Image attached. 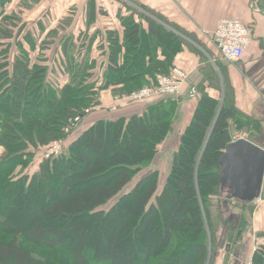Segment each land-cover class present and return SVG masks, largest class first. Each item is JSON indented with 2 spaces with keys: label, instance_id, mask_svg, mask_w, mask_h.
<instances>
[{
  "label": "trees",
  "instance_id": "16d2710c",
  "mask_svg": "<svg viewBox=\"0 0 264 264\" xmlns=\"http://www.w3.org/2000/svg\"><path fill=\"white\" fill-rule=\"evenodd\" d=\"M11 1L0 0V264H66L54 251L70 264H209L212 256L214 262L219 159L233 141L229 125L238 120L225 97L221 104L205 92L197 96L162 184L158 171L147 168L171 130L170 96L128 116L97 119L73 137L64 131L75 115L99 106L101 92L110 91L112 98L168 74L191 35L142 6L151 15L137 13L147 28L129 15L124 40L110 36L104 60L97 56L103 43L92 39L79 40V47V41H61L64 58L47 57L43 49L34 56L36 29L24 35L32 38L31 50L24 49L16 36L21 14L4 8ZM32 2L22 0L19 11ZM71 44L77 57L68 54ZM51 64L58 78L48 72ZM58 138L68 141L65 153L41 157L31 176L14 178L16 165L34 162ZM239 213L242 229L245 217ZM251 261L263 263L264 247Z\"/></svg>",
  "mask_w": 264,
  "mask_h": 264
},
{
  "label": "crops",
  "instance_id": "0c3cea01",
  "mask_svg": "<svg viewBox=\"0 0 264 264\" xmlns=\"http://www.w3.org/2000/svg\"><path fill=\"white\" fill-rule=\"evenodd\" d=\"M131 2L127 0H40L33 5L38 10L35 17L21 14L18 23L21 31L16 36L24 49L31 50L32 38L29 41V38H24V35L28 34L30 28H35L36 32L34 30L32 34H36L34 39L38 43L31 54L36 56L43 49L45 56L59 58L66 56L60 45L61 41L99 40L103 46L99 47L97 56H101L99 60H104L108 52V38L116 35L120 42L124 40L123 21L129 15H132L144 29L147 28V22L137 13L144 12L151 16L146 11L148 8L161 15L169 24L178 26L191 35L190 38L184 37L188 44L184 45L173 61L174 67L184 70L188 76L182 85L181 94L171 96L175 105L173 121L177 122V125L174 124L161 142L159 150H171L175 154L180 137L197 106V99L203 92L220 102L221 98L223 102L225 97L226 103L232 104L237 110V116L244 117L245 125L249 130V137L246 139L264 149V0H132ZM19 3L21 0H13L4 8L11 9L19 6ZM142 6L146 10L141 8ZM224 17L240 18L250 31V43L241 60L234 64L221 60L222 62L219 63L222 65L219 69L215 64V61L218 62L219 55L207 33L212 32L218 20ZM38 23L43 25L41 30ZM164 24L169 27L167 23ZM22 25H24L23 29ZM41 41H43L42 44H40ZM80 41L77 47L80 46ZM38 44L44 48H40ZM77 47L71 44L68 54L77 57ZM95 47L96 45L94 50ZM102 50H105L103 54ZM92 54L93 51H91ZM48 72L56 78L59 77V69L52 64ZM192 86L197 88L198 98L197 96L193 99L188 98L187 93ZM111 102L110 91L101 92L98 108L85 115L84 120L81 119L82 123L80 121L77 124L78 132L97 119H111L117 117L115 114L128 116L140 112L148 103L127 104L117 113L109 110ZM171 162L168 159L161 165L158 161H153L148 171H158L159 183L162 184L169 173ZM260 197L263 200L258 207L249 210L245 209L244 205L241 207L240 204L236 207L238 211L233 217V219H239V211H243V216L250 218V230L254 232V235L264 232V179ZM233 219L231 227L235 228V225H232ZM226 234V227H221L217 234L213 264H246L251 260L258 247L248 240L249 236H246L245 242L242 238L239 239L237 234L235 235L237 243L235 244L234 241L232 246H229L224 240ZM223 245L225 250H222ZM226 255L229 256L224 259Z\"/></svg>",
  "mask_w": 264,
  "mask_h": 264
},
{
  "label": "built area",
  "instance_id": "2783aa9c",
  "mask_svg": "<svg viewBox=\"0 0 264 264\" xmlns=\"http://www.w3.org/2000/svg\"><path fill=\"white\" fill-rule=\"evenodd\" d=\"M211 43L215 47L219 57L227 63H236L241 60L244 51L250 43V31L248 27L237 17H224L218 20L214 30L207 33ZM187 73L180 68H172L168 74H158L156 81L152 86H144L138 90L126 94H117L113 96V102L110 105V111L117 112L121 107L129 103H145L151 98L163 95L178 96L181 94L182 85L187 80ZM188 98L193 99L197 96V88L190 87L187 93ZM98 108V107H97ZM96 108V109H97ZM91 112V109L85 108L82 114L75 115L70 123L64 128L68 132L72 126L81 121L83 115ZM237 138L233 139L236 140ZM61 140L55 139L43 146L44 157L49 159L59 154L61 150ZM261 197L253 202L260 204ZM259 239V238H257ZM249 260L247 264H251ZM264 264V262L262 263Z\"/></svg>",
  "mask_w": 264,
  "mask_h": 264
},
{
  "label": "rangeland",
  "instance_id": "374dc122",
  "mask_svg": "<svg viewBox=\"0 0 264 264\" xmlns=\"http://www.w3.org/2000/svg\"><path fill=\"white\" fill-rule=\"evenodd\" d=\"M34 2H32V6L29 7V9H24V11H19V6H15L14 8H11L9 9V12L12 10V11H17L18 14H22L24 13L23 15H28V17H35L37 15V9L33 6L35 3H38L40 0H33ZM129 2H131L132 0H127ZM22 2V0H21ZM132 3V2H131ZM24 5L26 6H30L28 3H25ZM44 11V10H43ZM42 13V11H41ZM217 61L220 62L222 59L220 57H217ZM222 62V61H221ZM222 64V63H221ZM221 64L220 63H217V66H219V68H221ZM221 102H222V98H221ZM92 112V111H91ZM90 112V113H91ZM89 113V114H90ZM174 116V115H173ZM86 118V117H85ZM83 118V120L85 119ZM174 119V118H173ZM82 120V121H83ZM244 117L243 116H238V120L235 122V121H231L230 125H229V130H230V135H231V138L232 139H235V138H240V137H249V130L247 128V126L245 125V121H244ZM81 121V123H82ZM177 121V120H176ZM80 122V121H79ZM78 122V123H79ZM77 123V124H78ZM177 125V122H174L172 120V124H171V129L172 127ZM79 126V125H78ZM78 126L74 125L71 129H69L68 132H65V133H70V132H73L72 133V137L75 136V134L79 131L77 130ZM66 127V126H65ZM64 127V128H65ZM58 140H61L62 142V145H61V150L59 152L58 155H60L61 153H65L66 152V146H67V142L66 140H64L63 138H58ZM66 141V143H65ZM50 142V141H49ZM161 145V144H160ZM160 145L158 147V150H157V153L155 155V157L153 158V160L151 161V163L148 165V168L147 170L149 169V167L151 166L152 162L153 161H158L159 163L158 164H163V163H166L168 161V159L170 160V162L172 161L173 159V156H174V152H171L170 151H160L159 148H160ZM4 154H5V150L3 147H0V159L4 157ZM56 155V156H58ZM56 156H53L51 157L50 159L56 157ZM44 158L42 152L38 153L35 157V160H33L34 162H29L26 166L24 167H21L20 165L19 166H15V168L12 170L13 171V176L14 178H18V177H24V176H31L32 173H34L37 169V166L34 167V164H38L41 162L42 158ZM45 159V158H44ZM43 159V160H44ZM132 187V183H129L127 184V186L125 187V191L130 189ZM263 197V196H262ZM261 197V200H263V198ZM214 203L217 205V210H216V214L214 215V223H215V226L213 228V233H214V236L217 237V234L219 232V230L221 229V227L223 228V226L226 227V236H225V242H228L229 246L233 244V242L235 241V244L237 243V240H235V235L238 234V237L239 239L242 238V240H245L246 242V236H249L248 237V240L249 241H252V243L256 246V247H264V238H260V239H256L255 235H254V232L252 230H250V218L246 219L243 218L244 220V226L242 229H240L238 227L239 223H240V219H233L234 215L236 214V212L238 210H236V207H238L240 204V206L245 208V209H249L250 208L252 209L253 207H258L259 204L257 203H254V202H249L248 204H243L241 203V201L239 200H236V199H233L230 195H229V192H228V189L227 188H222L221 190H219L218 194L214 197ZM245 217V216H244ZM233 219V223L232 225H235L233 227H231V221ZM214 242H215V238H214ZM216 243V242H215ZM214 245V243H213ZM215 247H216V244L214 247H212L210 249V252H211V255H213V252L215 250ZM35 251V253H39V252H42L41 249H33ZM222 250H225V246L223 245L222 246ZM53 257H55V259L57 260H61V259H65L66 261V264H70L68 261H67V258H66V255H64V253H61V252H57V251H54V253L51 254ZM229 255H226L224 257V259H227ZM212 258L213 256L211 257L210 262L209 264H211L213 261H212ZM264 262V261H263ZM214 263V262H213ZM247 264V262H246Z\"/></svg>",
  "mask_w": 264,
  "mask_h": 264
},
{
  "label": "water",
  "instance_id": "95a60500",
  "mask_svg": "<svg viewBox=\"0 0 264 264\" xmlns=\"http://www.w3.org/2000/svg\"><path fill=\"white\" fill-rule=\"evenodd\" d=\"M222 188H227L236 200L252 202L262 191L264 179V149L240 137L226 145L219 159ZM264 237V232L255 234Z\"/></svg>",
  "mask_w": 264,
  "mask_h": 264
},
{
  "label": "bare ground",
  "instance_id": "6f19581e",
  "mask_svg": "<svg viewBox=\"0 0 264 264\" xmlns=\"http://www.w3.org/2000/svg\"><path fill=\"white\" fill-rule=\"evenodd\" d=\"M174 68H175V67H174ZM124 94H126V93H124ZM116 95H117V94H116ZM114 96H115V95H114ZM166 96H169V95H166ZM170 97H171V96H170ZM151 99H153V98H151ZM148 101H149V100H148ZM148 101H147V102H148ZM112 102H113V97H112ZM112 102H111V104H112ZM147 102H145V103H147ZM111 104H110V105H111ZM129 104H132V103H129ZM138 104H141V103H138ZM88 114H89V113H88ZM86 115H87V114H86ZM83 116H85V115H83ZM82 118H83V117H82ZM76 125H77V124H76ZM72 127H73V126H72ZM46 144H47V143H46ZM43 152H44V151H43V149H42V154H43ZM43 156H44V154H43ZM44 158H45V157H44ZM45 159H47V158H45ZM49 159H50V158H49Z\"/></svg>",
  "mask_w": 264,
  "mask_h": 264
}]
</instances>
